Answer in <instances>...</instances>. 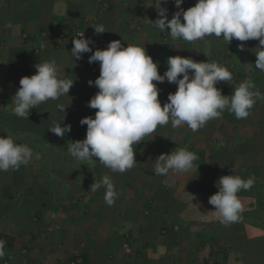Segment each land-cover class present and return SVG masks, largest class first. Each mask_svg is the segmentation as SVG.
Returning <instances> with one entry per match:
<instances>
[{"label":"crops","instance_id":"obj_1","mask_svg":"<svg viewBox=\"0 0 264 264\" xmlns=\"http://www.w3.org/2000/svg\"><path fill=\"white\" fill-rule=\"evenodd\" d=\"M39 1L35 7L16 0L8 11L9 20L5 24L0 20V137L12 135L17 143L27 144L34 154L39 153V159L34 156L18 170L0 172V233L14 239L3 257L12 254L13 264L23 260L28 264H69L75 258L80 259L78 264H226L223 253L227 244L217 243L212 239L211 229L200 224L205 219H217L208 201L203 212L193 213L191 198L180 203L179 211L167 214L150 211L143 206L148 201L141 191L143 182L128 171L114 173L99 162L89 164L68 155L70 142L86 137L87 126L80 125V120L94 118L96 110L87 104L98 89L89 86L88 81L98 78L99 62L88 63L91 52L75 60L70 53L72 41L60 45L55 41L60 31L77 29L84 32L86 39L94 41L89 45L93 51L105 50L109 42L118 40L123 47L138 45L158 64L160 75L167 70L169 57L215 62L233 76L231 83L216 85L218 89L225 86L224 96H230L238 84L248 80L255 84L254 90L264 92V84L258 82H264V72L253 66L258 41L234 39L228 44L215 36L194 43L173 40L167 31L153 30L147 24V20L159 18L151 6L153 0ZM1 3L2 0L0 8ZM195 3L196 0H183L181 8L187 10ZM161 7L167 10L169 19L177 11L174 0H167ZM100 24L107 32L97 35L92 27ZM240 43L249 47L240 51L237 47ZM53 59L59 77L74 80L67 96L31 109L27 119L15 116L13 97L19 80L36 74V64ZM157 88L161 106L176 91V85L167 81L158 83ZM263 104V100H257L246 119L237 120L229 112L208 121L196 132L187 126L176 128L190 134L183 148L193 153L207 150V160L223 170L249 168V156L228 155L216 146L229 151L236 147L240 135L233 125L253 126ZM57 105L65 109L60 111ZM55 124L70 125L71 131L57 137L48 131ZM258 132L257 128L250 135L256 138ZM159 136L157 127L133 146L134 155L139 151L168 154L174 151L172 147L178 145L179 134L174 133L176 141L166 145ZM170 174L177 181L185 179L184 174ZM105 175L118 193L112 206L104 201L105 188L89 191L90 185ZM152 188L145 189L152 191ZM236 224L234 235L238 238L264 234L243 223L239 222V227Z\"/></svg>","mask_w":264,"mask_h":264},{"label":"clouds","instance_id":"obj_2","mask_svg":"<svg viewBox=\"0 0 264 264\" xmlns=\"http://www.w3.org/2000/svg\"><path fill=\"white\" fill-rule=\"evenodd\" d=\"M167 0H153L158 17L147 24L158 31H167L173 40L194 43L205 37L222 38L228 44L232 40L247 42L257 40L254 68L264 72V0H196L187 10L181 8L183 0H174L177 9L168 18L167 10L161 7ZM95 34L106 31L104 25L92 27ZM70 51L73 59L80 60L82 54L92 53L88 63L99 62V76L88 81L89 86L98 89L87 107L95 109L94 118L85 117L80 125H86V137L82 141L70 142L67 152L72 158L89 164L99 162L114 173H124L137 164L134 160V145L155 132L158 126L169 123L173 129L187 126L196 132L206 123L221 117L228 110L235 119H246L258 99H264L255 89V84L245 81L238 84L230 96L222 95L216 87L219 82L231 83L232 73L215 62H196L180 56L167 59V70L160 75L158 64L138 45L122 46L121 41H112L105 50L89 47L94 41L86 39L84 32L72 39ZM244 51V44L237 45ZM36 74L19 80L13 99V114L27 119L31 109L56 101L73 86L74 80L62 79L58 75L56 61L36 64ZM167 81L176 85V91L167 96L161 106L158 99V83ZM156 82V83H153ZM63 111V105H57ZM57 137H64L71 131L70 125L55 124L49 130ZM39 153L27 144H19L12 135L0 137V172L18 170L27 165ZM96 158V159H94ZM195 153L179 148L170 154H160L153 163L154 173L166 176L170 172L185 174L197 159ZM83 165V164H82ZM255 180L227 175L219 178L218 191L211 195L208 203L217 220L228 225L239 219L242 204L238 193L248 191ZM105 188L104 201L112 206L118 196L108 175L90 185V193ZM6 241L0 239V258L5 255Z\"/></svg>","mask_w":264,"mask_h":264},{"label":"trees","instance_id":"obj_3","mask_svg":"<svg viewBox=\"0 0 264 264\" xmlns=\"http://www.w3.org/2000/svg\"><path fill=\"white\" fill-rule=\"evenodd\" d=\"M14 1L16 0H2V8H0L2 17L0 20L4 24L9 20L8 11ZM19 1L28 2L35 7H38L41 2L39 0ZM258 82L264 84L260 80ZM223 87L225 86L222 85L221 89L219 88L222 90V95ZM260 93L264 94V92ZM258 100H263L264 102V99ZM223 113L226 114L229 111L224 110ZM253 126L244 127L241 123L233 125L241 140H237V146L232 148L231 151L224 147L216 146L217 150L228 155L231 154L237 157L249 156L250 167L240 170L228 171L218 168L207 160V150L198 151L195 153L198 157L196 163L193 164L188 173L184 174L185 179L177 181L170 173L166 176H159L154 173L153 163L155 159L160 154L168 153L139 151L134 155V160L137 164L134 168L128 170V174L143 182L141 191L148 199L143 206L150 211L167 214L176 210L179 211L181 209L180 203H185L186 199L191 198L190 204L193 205V213L203 212L207 205L205 202L218 191L217 187L219 185L217 182L219 178L234 175L246 180L249 177H253L255 180L254 186L248 191H241L237 194L242 200L243 210L239 214V219L235 221L238 223L236 227H239L240 222L243 223V226L264 231V104L260 107L257 122ZM257 128L259 131L258 137L252 138L250 134L252 131L256 132ZM174 133L179 134L180 139L178 138V145L173 146L172 150L185 147L188 144L190 135L186 130L173 129L171 124L158 126L160 142L165 143V145L176 141L174 140L175 137L173 136L174 139L172 137ZM182 181L184 182L182 183ZM146 186L154 188H152V191H147L145 189ZM187 212L188 207L183 213ZM207 220L205 219L200 224H204V226L211 229L212 239L217 243L227 244V249L223 253L226 264H264V234L252 237L245 235L238 238L234 235V222L224 225L217 219ZM0 239L6 241L5 249L12 247L14 241L12 236L0 233Z\"/></svg>","mask_w":264,"mask_h":264},{"label":"built area","instance_id":"obj_4","mask_svg":"<svg viewBox=\"0 0 264 264\" xmlns=\"http://www.w3.org/2000/svg\"><path fill=\"white\" fill-rule=\"evenodd\" d=\"M83 32L82 30L71 29L69 31H60L57 35L55 43L57 45L65 44L68 41H72L74 38H78L79 34ZM85 37V35H84ZM14 256L12 254L6 255L0 260V264H13ZM80 259L75 258L74 261H70L69 264H78ZM20 264H28L26 261H21Z\"/></svg>","mask_w":264,"mask_h":264},{"label":"rangeland","instance_id":"obj_5","mask_svg":"<svg viewBox=\"0 0 264 264\" xmlns=\"http://www.w3.org/2000/svg\"><path fill=\"white\" fill-rule=\"evenodd\" d=\"M0 11H1V10H0ZM1 17H2V16L0 15V18H1ZM243 44H244V47H245V48H246V47H247V48L249 47V45H246L247 43H246V44L243 43Z\"/></svg>","mask_w":264,"mask_h":264}]
</instances>
